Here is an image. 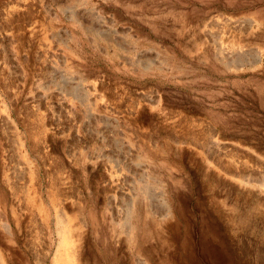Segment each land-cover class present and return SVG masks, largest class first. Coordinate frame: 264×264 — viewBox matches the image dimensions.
<instances>
[{
    "label": "rangeland",
    "instance_id": "rangeland-1",
    "mask_svg": "<svg viewBox=\"0 0 264 264\" xmlns=\"http://www.w3.org/2000/svg\"><path fill=\"white\" fill-rule=\"evenodd\" d=\"M58 210L77 264H264V0H0L7 264Z\"/></svg>",
    "mask_w": 264,
    "mask_h": 264
},
{
    "label": "bare ground",
    "instance_id": "bare-ground-1",
    "mask_svg": "<svg viewBox=\"0 0 264 264\" xmlns=\"http://www.w3.org/2000/svg\"><path fill=\"white\" fill-rule=\"evenodd\" d=\"M56 226L59 241L57 243L56 250L53 254L51 264H77V248L75 241L78 242L77 239L80 237H78L77 235L78 225L76 224L75 218L68 215L65 210H58L56 214ZM74 232L77 233L75 239L73 235ZM0 264H7L6 259L4 258L3 253H1V251ZM14 264H24V262H14Z\"/></svg>",
    "mask_w": 264,
    "mask_h": 264
}]
</instances>
